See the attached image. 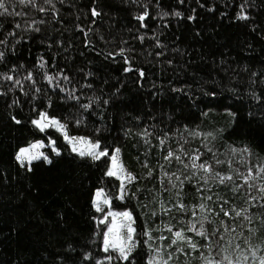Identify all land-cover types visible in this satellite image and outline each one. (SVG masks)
Masks as SVG:
<instances>
[{"label": "trees", "instance_id": "trees-1", "mask_svg": "<svg viewBox=\"0 0 264 264\" xmlns=\"http://www.w3.org/2000/svg\"><path fill=\"white\" fill-rule=\"evenodd\" d=\"M4 3L0 264H229L241 238L252 242L244 254L263 242L264 0ZM41 110L102 150L121 148L135 178L123 199L110 156L82 157L60 136L51 163L17 159L43 135ZM99 188L133 214L128 260L103 250ZM177 231L185 240L172 244Z\"/></svg>", "mask_w": 264, "mask_h": 264}, {"label": "snow or ice", "instance_id": "snow-or-ice-1", "mask_svg": "<svg viewBox=\"0 0 264 264\" xmlns=\"http://www.w3.org/2000/svg\"><path fill=\"white\" fill-rule=\"evenodd\" d=\"M181 2H183V0H181ZM0 8L4 9V13H7V8L5 7V3L4 0H0ZM2 14V13H0ZM93 15H99V13H97L95 10H93ZM148 15L147 12H145L143 15L139 16L138 19L143 21L145 19V17ZM164 15H168V13H164ZM175 15L179 16L181 15L179 12L175 13ZM239 18L241 19H246L247 16H240ZM189 19H192V17H189ZM17 27H19V25H17ZM3 56V53H0V57ZM43 66V65H41ZM141 75H143V73H141ZM31 78V77H29ZM7 79H12V77H7ZM47 79L49 80V82H51L52 77H47ZM17 84L20 83V81H16ZM84 107H88L87 105H85ZM45 121H47V123H45ZM17 123H19V121H16ZM33 123L35 125H37L42 131L44 130V128L48 127V126H57L59 128V130L63 131L64 130V125L59 124V122L55 119H51L49 120L46 114H41V118L40 120H36L33 121ZM70 144H72V151L73 152H77L80 156H90L95 160H99L101 157L107 156L108 153L107 151H96L97 149L100 148V144L99 142L96 143H92L90 140H87L84 137H69L67 135V133L65 132V137H64ZM80 143V144H86L88 146V151L85 152L82 149H79L76 147V144ZM53 149L57 152V155H59V151L55 149V142L52 141L51 142ZM40 143L37 144H33L30 146V148H22L19 152V154L17 155V159L18 160H22L25 158L29 159V162L31 160H35V159H39L40 156H43V153H40L39 155H32L30 158L28 157V153L30 152L31 148H37L40 147ZM119 149L115 150V155H113L111 157V162H112V167L109 169V171L107 172L108 176H116L117 175V168L120 169L121 172L124 171L123 166L121 164L118 163V154H119ZM172 153H169V156H171ZM45 159H47V157H45ZM195 159H199V157H196ZM49 163H51V161H48ZM193 167H196L195 163L193 164ZM201 168H204L205 171L210 170L208 167H206L205 165H200ZM261 171H264V168L261 169ZM122 180L125 179V177H120ZM128 180H132L135 179L130 173L127 174L126 177ZM228 179H231L230 177H228ZM221 183H223V179L221 180ZM119 199H123L124 198V185H121V191H120V195L118 197ZM210 199V198H209ZM101 202H103V204L105 205H110V200L105 198V194L103 192V190H97L96 194H95V207L97 211H103V208L101 207ZM201 209L203 210L204 206L201 205L200 206ZM226 215L228 213H225ZM237 215H240L239 212L236 213ZM108 216H111L113 219L111 221V226L108 227L107 233H105L104 235V251L105 252H109L110 249L115 250L117 252H119L120 256L124 259V260H128L129 259V254L135 249L136 244L133 240V234L135 233V228L132 227V215L130 212H120V213H114V212H109L103 220H101V223H105L108 220ZM116 217H121L122 218V222L120 224H117L116 222ZM122 228H126V236H121L120 234V230ZM195 230V226H193V229ZM199 235L203 236L205 235L204 232H199ZM176 236V240L172 241V244H176L177 240L183 241L185 240L184 235H182V233L180 231H177L175 233ZM189 244L191 245V247L193 249H195L197 247V245L195 243H192L191 240L188 241ZM237 248H239V245H236ZM251 254L252 256L255 258L256 256V251L255 250H251ZM108 260L113 259L112 256L107 257ZM244 260H247V256H243ZM223 260L228 261L229 264H232L231 262V258L227 255H225L223 257ZM149 264H154L153 261H150ZM163 264H167V261H164ZM216 264H222V262L217 261ZM260 264H264V257L260 258Z\"/></svg>", "mask_w": 264, "mask_h": 264}, {"label": "rangeland", "instance_id": "rangeland-1", "mask_svg": "<svg viewBox=\"0 0 264 264\" xmlns=\"http://www.w3.org/2000/svg\"><path fill=\"white\" fill-rule=\"evenodd\" d=\"M41 114H46L48 119L51 120V119H55L59 122V124L61 125H64V130L61 131L59 130V128L57 126H48L46 128H44V130L42 131L43 135L41 136H38L36 138H33L31 139L27 144L21 146L17 152V155L19 154L20 150L22 148H30L31 145L33 144H37V143H40V147H37V148H31L30 149V152L28 153V157L30 158L32 155H39L40 153H43V156H40V158H44L47 157V159L45 160H51L52 159V156L54 154H57V152L53 149L52 147V144L51 142L54 141L55 142V149L59 151V153L62 151V144L60 142L59 144V136L64 140L66 141L68 144H69V147L70 149L72 150V144H70L64 137H65V132L67 133V135L69 137H84L86 138L87 140H90L92 143H96L98 141H94L92 140L89 136H86V135H77V134H71L69 133V131L67 130V127L66 125L61 121L59 120L56 116H52L48 113L47 110H41L38 114V116L34 119V121L36 120H40L41 118ZM45 123H47V121H45ZM37 126V125H36ZM53 130V132H50L49 130ZM100 144V143H99ZM76 147L79 148V149H82L84 150L85 152H87L89 149H88V146L86 144H80V143H77L76 144ZM116 149H119L121 151V148H116ZM115 149V150H116ZM115 150L110 153L108 150H102L101 147L99 149H97L96 151H107L108 153V156H110V158L115 155ZM120 151H119V154H120ZM118 154V163L121 164L123 166V169L124 171L121 172L119 168H117V175L116 177H118L120 180H121V184H123L124 186L126 185V183L129 181L126 177H127V174L130 173L132 176L133 174L130 172V171H127L121 161V158ZM21 163H26V162H29V159L28 158H25V159H22V160H19ZM32 161V160H31ZM112 167V162H111V165H110V168ZM125 177V179H121L120 177ZM103 190V188H99L97 190ZM96 190V192H97ZM121 191V190H120ZM95 192V194H96ZM104 192V191H103ZM95 194H94V201H95ZM105 198L109 199L110 200V205H105L103 204V202H101V207H108V210H107V213L106 215L109 213V212H114V213H120V212H130L131 215H132V219H133V222H132V227L135 228L134 226V217H133V214L132 212L129 210V209H115L113 208L112 206V200L110 197H108L107 195H105ZM108 227L111 226V221H112V217L111 216H108ZM116 222L117 224H120L122 222V218L121 217H116ZM108 230V229H107ZM107 230L105 233H107ZM126 228H122L120 230V234L121 236H126ZM243 243H241L239 240L237 242H235L233 245H232V251H234V253H236V256L239 255V254H244V252L248 251L249 248L252 247V242H251V238H241ZM263 239V242L258 245V247L255 248V251H256V256L255 258L252 256V254H244L243 256H247V260H244L243 259V256L240 255L238 258L240 259H232L231 262L232 264H247V263H257V264H260V258L261 257H264V238ZM133 240L134 242H136L137 238H135V233L133 234ZM180 241V240H178ZM236 245H239L240 247L237 248ZM103 246H104V242H103ZM162 255V254H161ZM157 260L160 262V257L157 258ZM164 261H167V264L169 263V260L166 258H163L162 262ZM229 263V262H228ZM204 264H216V261L213 260V259H207L205 260Z\"/></svg>", "mask_w": 264, "mask_h": 264}]
</instances>
